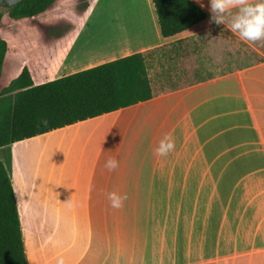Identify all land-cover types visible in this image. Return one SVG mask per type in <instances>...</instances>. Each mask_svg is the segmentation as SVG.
Instances as JSON below:
<instances>
[{
	"label": "crops",
	"instance_id": "obj_1",
	"mask_svg": "<svg viewBox=\"0 0 264 264\" xmlns=\"http://www.w3.org/2000/svg\"><path fill=\"white\" fill-rule=\"evenodd\" d=\"M193 1L207 18L169 38L152 0H114L78 29L28 30L33 39L9 46L6 62L21 60L35 85L147 54L153 94L0 149L28 264H264V42L241 41L210 23L209 0ZM220 36L228 43L209 44ZM159 67L201 78L170 82ZM165 134L175 148L158 157ZM112 191L127 195L122 208L110 206Z\"/></svg>",
	"mask_w": 264,
	"mask_h": 264
},
{
	"label": "trees",
	"instance_id": "obj_2",
	"mask_svg": "<svg viewBox=\"0 0 264 264\" xmlns=\"http://www.w3.org/2000/svg\"><path fill=\"white\" fill-rule=\"evenodd\" d=\"M89 8L91 0H82ZM56 0H24L0 7L9 23L46 13ZM161 34L169 38L207 18L193 0H152ZM9 44L0 37V79ZM153 98L147 54L137 53L41 85L28 68L0 91V149ZM43 121H47L44 124ZM0 264H28L15 190L0 161Z\"/></svg>",
	"mask_w": 264,
	"mask_h": 264
},
{
	"label": "rangeland",
	"instance_id": "obj_3",
	"mask_svg": "<svg viewBox=\"0 0 264 264\" xmlns=\"http://www.w3.org/2000/svg\"><path fill=\"white\" fill-rule=\"evenodd\" d=\"M114 0H91L89 3V8H86V4L82 0H56L52 7L44 14L29 20H25L18 23H9L7 15L4 14L2 19V24L0 25V37L9 43L11 48V53L19 49L18 45L26 43L28 39H33L32 36H26L28 30L41 29V28H63L65 30H74L81 27L85 22V14L92 10L94 11L93 17H100L97 14H104L109 12L110 3ZM43 38V37H42ZM47 38V37H46ZM229 49V45L226 46ZM21 50V48H20ZM239 63L246 64L247 58L252 59V54L247 51L245 45H239ZM12 54L6 62L4 74L0 79V91L3 87L7 86L9 82L19 75L22 70V62H18L15 67L13 64ZM246 60V61H245ZM161 72V77L166 76L168 81L183 83L184 80H189L193 78V73H196L198 78L200 73L197 68H166L159 67ZM183 85H186L183 83ZM176 86V83H175ZM2 153L7 154V150L2 151ZM2 155L0 154V157ZM5 160V159H4ZM6 162V160L4 161ZM133 215V213H132ZM145 215H150V213H145ZM141 217V216H140ZM141 219H150L146 217H141ZM129 220V215H128ZM128 228V234H129ZM160 230V229H159ZM158 231V230H157ZM166 236V235H164ZM152 239H157L155 233L152 234ZM151 258H147L144 255V264L150 261ZM155 264L168 263L166 260L154 259L152 260ZM182 263V261H173L171 263Z\"/></svg>",
	"mask_w": 264,
	"mask_h": 264
},
{
	"label": "clouds",
	"instance_id": "obj_4",
	"mask_svg": "<svg viewBox=\"0 0 264 264\" xmlns=\"http://www.w3.org/2000/svg\"><path fill=\"white\" fill-rule=\"evenodd\" d=\"M199 2V0H198ZM203 8L204 5L201 4ZM210 23L225 25L227 30L237 34L241 41L249 43L264 42V0H209ZM210 35V33H209ZM230 38H213L209 44L215 42L228 43ZM47 124V121H43ZM175 148V143L170 134H165L158 142L154 154L166 157ZM115 158H109L105 167L114 171L118 167ZM110 206L114 209L123 207L127 195L121 196L115 191L107 193ZM58 264H64L61 258Z\"/></svg>",
	"mask_w": 264,
	"mask_h": 264
},
{
	"label": "water",
	"instance_id": "obj_5",
	"mask_svg": "<svg viewBox=\"0 0 264 264\" xmlns=\"http://www.w3.org/2000/svg\"><path fill=\"white\" fill-rule=\"evenodd\" d=\"M24 0H0V7L1 8H10L13 7L19 3H21Z\"/></svg>",
	"mask_w": 264,
	"mask_h": 264
}]
</instances>
